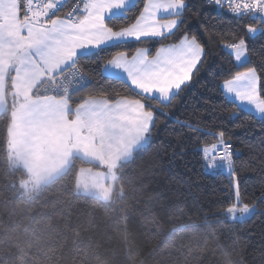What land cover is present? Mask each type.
Wrapping results in <instances>:
<instances>
[{
    "label": "trees",
    "instance_id": "trees-1",
    "mask_svg": "<svg viewBox=\"0 0 264 264\" xmlns=\"http://www.w3.org/2000/svg\"><path fill=\"white\" fill-rule=\"evenodd\" d=\"M145 2L139 0L129 16L138 15ZM206 12L205 21L221 35L198 34L213 39L215 54L188 89L163 108L172 118L160 117L155 138L148 137L131 159L118 166L109 200L77 190L81 168H102L78 156L54 180L30 184L28 171L14 159L9 145L17 106L12 87L15 67L11 68L6 106L0 113V264H264V132L260 118L250 111L230 119L238 110L234 101L224 103L221 84L229 71L237 69L232 54L221 45L233 42L228 29L234 20L214 5L206 4ZM197 24L195 18L189 22L193 31ZM179 35L163 44L133 41L103 55L117 51L132 55L138 48H147L152 55L161 46L178 42ZM260 43L257 40L256 50L246 53L253 66L262 59ZM80 65L91 82L69 96L73 107L94 97L139 98L126 84L106 79L95 57L82 59ZM184 121L216 134L225 131V140L233 143L239 196L226 171L213 174L204 168L198 148L216 138L192 139L181 128ZM232 204L237 209L247 204L254 211L233 218L227 215Z\"/></svg>",
    "mask_w": 264,
    "mask_h": 264
},
{
    "label": "snow or ice",
    "instance_id": "snow-or-ice-1",
    "mask_svg": "<svg viewBox=\"0 0 264 264\" xmlns=\"http://www.w3.org/2000/svg\"><path fill=\"white\" fill-rule=\"evenodd\" d=\"M206 4L230 13L234 20V27L228 29L233 42L221 45L232 54L237 69L229 71V78L221 85L226 93L224 103L234 101L238 110L230 119H240L241 113L247 114V108H252L260 116L259 127L264 132V0H146L136 16L129 13L139 7V0H0V48L67 69L78 68L86 57H95L106 79L126 84L139 97L108 98L104 103L111 117L134 130L138 139H154L160 131V117L172 118L163 108L171 106L188 89L215 54L213 39L205 40L198 34L221 35L204 19ZM214 15L220 17V13ZM194 18L198 20L195 31L189 26ZM121 20L132 22L119 27L116 22ZM177 33L178 43L161 46L155 56L147 48H138L131 56L127 51L103 55L133 41L163 44ZM257 40L261 41L262 59L253 66L246 53L256 50ZM209 75L215 77L217 73ZM181 128L192 139L205 135L216 138L211 149L198 150L205 163L210 161L211 167L226 170L239 196L234 150L225 140V131L216 134L191 121L182 122ZM261 139L264 141V137ZM236 211L235 204L227 208L233 218ZM240 211L249 213L254 209L244 204Z\"/></svg>",
    "mask_w": 264,
    "mask_h": 264
},
{
    "label": "crops",
    "instance_id": "crops-1",
    "mask_svg": "<svg viewBox=\"0 0 264 264\" xmlns=\"http://www.w3.org/2000/svg\"><path fill=\"white\" fill-rule=\"evenodd\" d=\"M156 52L150 55L155 56ZM13 66L12 87L17 106L9 129V145L14 159L28 171L31 185L54 180L78 156L102 167L80 169L77 190L82 192L81 188L92 181L95 171L110 169L117 173L118 166L147 143L148 137L138 139L134 130L111 117L104 103L106 98H89L73 107L69 97L35 96V87L46 75L65 68L42 64L8 48H0V113L6 106L5 89ZM247 111L260 118L254 109ZM116 180L117 176L112 179L113 190Z\"/></svg>",
    "mask_w": 264,
    "mask_h": 264
},
{
    "label": "built area",
    "instance_id": "built-area-1",
    "mask_svg": "<svg viewBox=\"0 0 264 264\" xmlns=\"http://www.w3.org/2000/svg\"><path fill=\"white\" fill-rule=\"evenodd\" d=\"M218 9V8H217ZM220 10V9H219ZM91 82V77L87 71L79 64L78 68L73 67L72 69H63L56 74L46 75L39 84L35 87L33 94L38 97H69L74 92L84 88ZM233 146V143L229 140ZM217 142L206 143L201 147H207L211 149V145ZM203 158L204 168L210 173H219L226 171L223 168H213L211 167V162L205 163V158ZM227 215L232 217V214L227 212Z\"/></svg>",
    "mask_w": 264,
    "mask_h": 264
},
{
    "label": "rangeland",
    "instance_id": "rangeland-1",
    "mask_svg": "<svg viewBox=\"0 0 264 264\" xmlns=\"http://www.w3.org/2000/svg\"><path fill=\"white\" fill-rule=\"evenodd\" d=\"M94 173L95 174L92 177V181L89 184H87L86 187L81 188V190H83L82 192L83 193L84 192H88V193L94 192L93 194L101 196V198L104 200L110 199L112 196V190H113V187L111 186V184L114 183L112 179L116 178L117 176L116 171L113 172L110 169L109 170H97ZM109 193L111 194L109 195ZM240 209L241 208L237 209L235 213V218L236 217L242 218L248 215V213H242Z\"/></svg>",
    "mask_w": 264,
    "mask_h": 264
}]
</instances>
